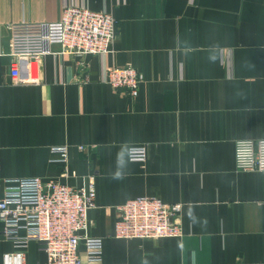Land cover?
I'll return each mask as SVG.
<instances>
[{
	"label": "crops",
	"instance_id": "crops-1",
	"mask_svg": "<svg viewBox=\"0 0 264 264\" xmlns=\"http://www.w3.org/2000/svg\"><path fill=\"white\" fill-rule=\"evenodd\" d=\"M68 5L116 18L113 51L49 54L17 84L9 26L57 21ZM114 66L140 71L138 96L107 83ZM263 138L264 0H0V199L10 178L93 177L102 264H264V171L235 165L237 140ZM134 145L146 161L130 160ZM144 196L182 204V235L114 236L117 207ZM4 230L0 264L18 249ZM24 252L47 262L36 240Z\"/></svg>",
	"mask_w": 264,
	"mask_h": 264
},
{
	"label": "built area",
	"instance_id": "built-area-1",
	"mask_svg": "<svg viewBox=\"0 0 264 264\" xmlns=\"http://www.w3.org/2000/svg\"><path fill=\"white\" fill-rule=\"evenodd\" d=\"M9 31L11 75L17 84H26L37 79L36 66L49 54L83 57L111 53L117 20L108 12L68 5L57 21L17 22L9 26ZM54 45L60 50L55 52ZM106 81L114 89L126 88L136 97L142 76L133 66H114L107 70ZM55 152L60 153L63 162L67 161V147L55 148ZM147 157L145 145H134L129 150L131 161L144 162ZM235 165L240 171H264V138L237 140ZM5 182L0 221L5 225V235L18 248L5 255V264H24V251L32 240L44 247L47 254L44 264L103 263L104 239L89 233V212L97 198L93 177L80 186L38 176L10 178ZM117 210L116 238L161 239L182 235L181 203L144 196L127 200Z\"/></svg>",
	"mask_w": 264,
	"mask_h": 264
}]
</instances>
